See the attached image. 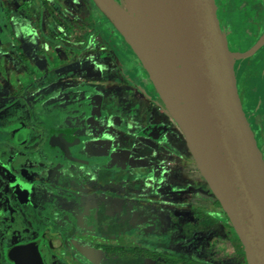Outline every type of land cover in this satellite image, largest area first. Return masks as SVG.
Masks as SVG:
<instances>
[{
  "label": "rangeland",
  "instance_id": "obj_1",
  "mask_svg": "<svg viewBox=\"0 0 264 264\" xmlns=\"http://www.w3.org/2000/svg\"><path fill=\"white\" fill-rule=\"evenodd\" d=\"M28 1L0 0V264H8L6 248L44 231L90 264H249L124 37L93 16L86 0H46L56 18L76 23L73 29L83 35L98 24L87 56L78 60L72 50H53L46 36L59 31L56 19L47 12L41 17ZM260 2L214 0L229 53L248 50L264 31ZM233 79L264 162V48L236 61ZM136 85L146 90L148 108L134 101L143 96ZM58 134L77 141L60 144ZM110 219L120 223L112 231L137 220L154 223L168 250L114 254L73 240V228L102 232ZM220 240L233 244L237 255L220 257ZM41 251L47 264H61L46 245Z\"/></svg>",
  "mask_w": 264,
  "mask_h": 264
},
{
  "label": "water",
  "instance_id": "obj_2",
  "mask_svg": "<svg viewBox=\"0 0 264 264\" xmlns=\"http://www.w3.org/2000/svg\"><path fill=\"white\" fill-rule=\"evenodd\" d=\"M124 37L251 264H264V162L244 119L233 79L247 52L227 51L214 0H92ZM264 1V0H263ZM70 145L73 137L58 135ZM39 242L11 252L14 264H42Z\"/></svg>",
  "mask_w": 264,
  "mask_h": 264
},
{
  "label": "trees",
  "instance_id": "obj_3",
  "mask_svg": "<svg viewBox=\"0 0 264 264\" xmlns=\"http://www.w3.org/2000/svg\"><path fill=\"white\" fill-rule=\"evenodd\" d=\"M33 3L37 6V10H39L40 15L44 14L47 12L49 14V17L53 16L54 19H56V25L58 27V32L55 30L49 31L48 35L46 36V39L50 42L53 43L55 46L53 47L54 51L62 50V51H74L76 57L78 60L83 59L84 57L87 56V40L88 37L91 35V32H93L97 27V23H93V26L90 29V32H87L86 35L81 34L83 32V29H73V27H76V23H70L69 21L64 20L62 17L56 18L57 10H55L51 5L46 1V0H32ZM88 8L90 9L91 13L93 16H95L98 19H103L104 24L109 27L112 31H116V29L113 27V25L107 20V18L103 15V13L100 11V9L96 6V4L92 0H86ZM26 3H31V0H29ZM31 5V4H30ZM3 11V7L0 5V13ZM41 15V17H42ZM41 23V22H40ZM19 39V38H18ZM20 40V39H19ZM79 45L78 43H81ZM21 56L23 58L26 57V54L21 53ZM110 61L114 62L113 59H110ZM162 105V104H161ZM163 106V105H162ZM23 130H21L22 132ZM25 131V130H24ZM18 136V135H17ZM17 136H13V141H15V144H19V141L16 140ZM4 143V142H2ZM1 144V143H0ZM206 185V184H205ZM207 186V185H206ZM207 190L212 195L210 192L208 186ZM214 198V196L212 195ZM215 209L220 210L223 214L224 212L221 209V206L219 202L214 198V204H213ZM224 217L226 218L228 224L231 226L229 220L227 219L226 215L224 214ZM154 224L151 222H144L143 224H138V225H128L124 231H109L106 232L104 228L106 227L105 225H102V232H96V233H85L82 234L75 230L74 238L75 239H80L91 243L95 247L101 248L103 251L107 253H117V252H127V253H138V254H143L145 252H152L153 250L155 251L157 248V243L159 239V235L153 230ZM232 227V226H231ZM148 232L145 233V229H148ZM233 229V228H232ZM104 230V231H103ZM234 231V230H233ZM106 232V233H105ZM59 235L52 234L51 232L45 231L44 233L41 234V238L43 241L45 240H53L55 241L56 237ZM32 244V243H30ZM27 245H21L20 247H25ZM243 247V246H242ZM17 247H9L6 249V262L8 264L13 263L11 259V252L13 249ZM216 251L218 252L220 257H231V256H236V250L233 244L231 243H226L223 240L218 241L216 244ZM54 249L56 251L60 252L64 248L54 246ZM244 249V248H243ZM58 252H54L57 254ZM58 255V254H57ZM65 254H60L59 259L64 258ZM247 256V254H246ZM248 257V256H247ZM249 259V258H248ZM42 264H44L43 259ZM64 262V261H63ZM67 264H70L71 262L65 261ZM83 264V263H82ZM249 264L250 260H249Z\"/></svg>",
  "mask_w": 264,
  "mask_h": 264
},
{
  "label": "flooded vegetation",
  "instance_id": "obj_4",
  "mask_svg": "<svg viewBox=\"0 0 264 264\" xmlns=\"http://www.w3.org/2000/svg\"><path fill=\"white\" fill-rule=\"evenodd\" d=\"M261 2V5L263 6V9H264V1L263 0H260ZM125 6V4L124 5H122V7H124ZM103 20V19H102ZM104 21V20H103ZM263 34H264V31L262 32V33H259V35H258V38H257V40H256V42H254V44L249 48V49H251L258 41H259V39L263 36ZM264 48V46L263 47H261L257 52H259L260 50H262ZM248 49V50H249ZM248 50H246V51H244V52H247ZM244 52H242V53H244ZM257 52L252 56V57H254L256 54H257ZM236 54H241V53H236ZM252 57H250V58H252ZM249 58V59H250ZM248 60V59H247ZM245 61V60H244ZM137 70L139 71V72H144V70H143V68L141 67V65H140V67H138L137 68ZM133 88H136V89H138V90H140L142 93H143V95L145 96V97H147L146 96V90H144L143 88H140L139 86H134ZM156 93V92H155ZM156 96H157V94H156ZM158 97V96H157ZM162 103H161V101H160V99L158 98V106L159 107H162V108H164V106H162L161 105ZM165 109V108H164ZM262 123H263V126H264V119L262 118ZM58 135H64V134H58ZM57 135V136H58ZM56 136V137H57ZM64 136H67V135H64ZM56 137H55V141L57 142V140H56ZM68 137H71V136H68ZM75 139V142L77 141V139L76 138H74ZM19 141V140H18ZM74 142V143H75ZM58 143H60V142H58ZM21 144V142L19 141V144L18 145H20ZM60 144H62V143H60ZM63 145H65V144H63ZM34 150H38L37 149V147L36 148H33ZM205 182V181H204ZM206 184V183H205ZM207 185V184H206ZM206 188H207V186H206ZM144 222H140V220H137V221H135V222H133V223H130V224H128V225H138V224H143ZM103 224L106 226L105 228H104V230L106 231V232H109V231H112L111 230V228L112 227H114V226H117V225H119L120 223H119V221H117L116 219L115 220H106L105 222H103ZM154 224V223H153ZM128 225H126V227H128ZM126 227H125V229H126ZM155 228V229H154ZM115 229L116 230H119V231H124L125 229H120V228H116L115 227ZM73 230H77L78 232H80L78 229H76V228H73ZM115 230V231H116ZM147 230H149V228L147 229ZM153 230L159 235V239H158V243H157V248L158 249H160V248H162V249H164V250H168L166 247H164L163 246V243L165 242V235H163L159 230H157V228H156V225L154 224V226H153ZM45 232V231H44ZM43 232V233H44ZM105 232V233H106ZM145 233H147L146 232V229H145V231H144ZM80 233H82V234H85V233H96V232H80ZM42 234V233H41ZM41 234L39 235V237L37 238V240H35V241H32V242H29V243H26V244H22V245H27V244H30V243H34V242H39V252H40V255H41V258L43 259V262H44V264H47L46 263V261H45V259H44V257H43V254H42V251H41V248H42V246L43 245H46V247L48 248V251L50 252V253H53L55 256H56V258H57V260L61 263V264H67L65 261H69V262H71L70 264H72V262H73V264H74V262L75 261H77V262H79L80 264L81 263H83V264H90V263H87L86 261H83L81 258H79L75 253H73V252H71V251H69V250H67L64 246L63 247H61V245H59L58 247H61V248H64L63 250H61L60 252H58V251H56V249H54V246H56V244L55 243H57V240H60V242H62V239H61V237L60 236H58V237H56V239H55V241H53V240H45V241H43V239L41 238ZM73 240L74 241H77V242H81V243H84V244H91V243H88V242H85V241H83V240H80V239H75V238H73ZM63 243V242H62ZM21 245H17V246H12V247H20ZM9 248V247H8ZM8 248H6V249H8ZM6 249L4 250V255H5V252H6ZM54 252H58L57 254L60 256V254L61 253H63V254H65L64 255V258H63V260H62V258L61 259H59V256L57 255V254H55ZM117 253H121V254H126L127 252H125V253H123V252H117ZM169 253H170V251H169ZM62 254V255H63ZM114 254H116V253H114ZM64 261V262H63ZM11 264H14V263H11Z\"/></svg>",
  "mask_w": 264,
  "mask_h": 264
},
{
  "label": "crops",
  "instance_id": "obj_5",
  "mask_svg": "<svg viewBox=\"0 0 264 264\" xmlns=\"http://www.w3.org/2000/svg\"><path fill=\"white\" fill-rule=\"evenodd\" d=\"M133 89H135V90H138V89H136V88H133ZM138 91H140V90H138ZM140 93H142L141 91H140ZM142 95H143V93H142ZM148 99H147V97H145L144 95L141 97V99L139 100V101H137V100H134L139 106H141V107H147L148 108V101H147ZM159 107V106H158ZM161 108V107H160ZM163 110H165L164 108H162ZM165 112H166V110H165ZM167 113V112H166ZM168 114V113H167Z\"/></svg>",
  "mask_w": 264,
  "mask_h": 264
},
{
  "label": "bare ground",
  "instance_id": "obj_6",
  "mask_svg": "<svg viewBox=\"0 0 264 264\" xmlns=\"http://www.w3.org/2000/svg\"><path fill=\"white\" fill-rule=\"evenodd\" d=\"M219 5V4H218ZM217 9V8H216ZM216 11V10H215ZM216 13V12H215ZM262 17V16H261ZM258 18H260V17H258ZM217 20V19H216ZM220 22V21H219ZM217 24H218V22H217ZM223 32H224V30H222ZM222 32V33H223ZM223 35V34H222ZM223 38H225V37H223ZM226 46V45H225ZM231 51V50H230ZM232 52V51H231Z\"/></svg>",
  "mask_w": 264,
  "mask_h": 264
}]
</instances>
